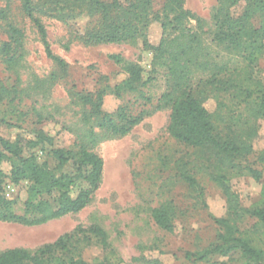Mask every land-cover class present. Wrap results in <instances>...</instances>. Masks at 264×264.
Listing matches in <instances>:
<instances>
[{
	"label": "rangeland",
	"instance_id": "obj_1",
	"mask_svg": "<svg viewBox=\"0 0 264 264\" xmlns=\"http://www.w3.org/2000/svg\"><path fill=\"white\" fill-rule=\"evenodd\" d=\"M219 1L186 0L188 14L181 28L175 32L168 29L164 36L161 23L151 22L145 40L156 47L164 37L160 53L145 48L142 39L87 46L78 39L85 19L64 23L51 15L40 16L53 54L66 64L63 73L46 57L19 0H0V49L8 41L7 24L22 32L20 43L11 46L12 63H5L0 53V138L31 140L43 132L52 143L44 144L42 152L39 147L33 151L23 148V156L34 152L39 161L47 160L50 168L55 162L47 156L48 151L57 148L83 147L103 161L99 187L81 211L37 226L0 219V253L20 248L32 254L61 237H71L66 249L55 254L60 263L73 259L87 264H264V224L246 212L264 210V163L257 160L264 148V119L252 117L245 103L233 98L234 89L216 92L210 86L203 87L207 78L219 73V78L237 87L252 91L261 88L264 92V39L252 65L241 53L217 43L214 16ZM164 2L152 0L153 12L161 16ZM244 7L242 0L231 14L240 15ZM112 57H120L122 62L116 63ZM174 58V67L186 74L179 87H175L169 69ZM129 65L141 70V80L135 90L122 89L115 94L114 87L129 78ZM182 89L192 90L203 99V107L216 115L220 124V118L229 121L234 116L236 127L243 128L248 121L256 131L254 153L237 163L260 171L261 179L254 180L245 171L227 170L228 185L235 195L230 202L207 171L194 167L193 150L167 132L170 104L166 96L170 93L175 97ZM100 91H104L98 103L101 115L75 96L88 94L97 103ZM119 112L127 117L143 113L144 118L124 136L98 126L103 114L116 115L119 123ZM2 168L7 171L8 165ZM75 169L71 163L62 171L69 174ZM183 171L194 176L197 188L180 177ZM29 185L25 181L18 185L6 181L3 185L1 195L13 203V214L23 216L27 202L46 201L52 208L56 206L58 192L31 197ZM85 187L84 182H78L69 195L75 197ZM161 205H169L174 211L171 232L160 229L151 218V210ZM216 219L227 220L236 237L259 251L258 258L239 251L224 256L211 254L203 261L187 256L220 242L219 235L227 228ZM93 227L104 233V239L91 231Z\"/></svg>",
	"mask_w": 264,
	"mask_h": 264
},
{
	"label": "trees",
	"instance_id": "obj_2",
	"mask_svg": "<svg viewBox=\"0 0 264 264\" xmlns=\"http://www.w3.org/2000/svg\"><path fill=\"white\" fill-rule=\"evenodd\" d=\"M242 0H220L219 7L214 16L216 33L214 39L223 44L229 50L241 53L244 60L252 65L263 49L264 39V0H244L245 7L240 15L231 14V9ZM23 15L35 28L44 53L58 69L65 73L66 64L55 56L50 48L47 31L41 21L42 16L51 15L54 19L67 23L79 18L86 20L83 32L78 39L84 45L94 46L102 44H116L125 41L142 39L145 48L155 53L162 52L164 37L158 46H151L145 40V31L153 21L161 23L163 36L170 29L175 32L181 28L182 21L188 12L184 9L186 0H165L162 15L152 10V0H19ZM41 16V17H40ZM7 42L2 43L1 55L4 62H13L10 54L12 44L20 43L22 32L14 28L12 24L5 27ZM116 63H121L120 57H112ZM170 63L171 77L176 81L175 87L182 86L181 81L185 79L183 71L174 67L176 59ZM129 78L121 85L114 87L113 92L119 94L124 89L133 91L136 84L141 80V70L136 66L129 65L126 68ZM219 73L207 78L203 87L210 86L216 92H227L234 89L233 98L244 102L251 111L254 118L264 119V92L260 88L256 97V91L237 87L234 83L224 78H219ZM103 92H98L96 101L92 96L76 93L80 102L91 105L96 115H101L99 104ZM166 98L170 104L169 123L167 132L169 136L185 147L193 150L194 167H199L208 172L211 180L222 190L223 194L230 199L235 195L231 193L228 185L227 170L245 171L254 180H260L262 173L250 166L237 163L246 159L254 153L253 141L256 131L251 123L244 122L243 128L236 127L235 117H229V121L220 118L217 122L216 115L209 113L202 105V100L192 90L182 89L178 95L172 97L169 93ZM222 103H219V106ZM116 115L103 114L98 126L106 131L117 135H126L134 126L138 125L144 118V114L137 116H126L124 112L117 114L120 122L115 120ZM231 116V114H230ZM227 121V122H226ZM241 128V129H240ZM53 139L43 132H37L31 140L17 139L15 142L0 138V219L10 221L24 226H37L47 221L59 219L68 214H75L84 209L90 202L92 195L99 187L103 172V161L95 153L80 147L73 149H51L47 156L55 162L50 168L47 160L39 161L37 155L32 152L29 156H23V148L33 151L39 147L43 151L44 144H51ZM258 162L264 163V148L259 152ZM71 163L76 166L74 173L63 172L62 169ZM3 164L8 165L4 171ZM190 164V163H189ZM182 167V166H181ZM180 177L192 188L198 187V182L189 173L181 172ZM18 185L21 181L28 182L31 197L48 194L52 191L58 192L56 206L52 208L46 201L34 204L27 202L26 211L23 216L12 213V202L1 195L5 182ZM78 182H84L85 188L79 189L75 197L69 193ZM251 217L264 224V210L255 208L246 211ZM174 211L169 205H161L151 210V218L160 229L171 232ZM219 225H225L227 231L219 235L220 242L207 248L201 253L189 254L197 261L206 260L211 254L221 256L233 251H239L243 256L258 258L259 251L253 249L248 241L240 236H235L233 230L229 229L227 220L216 219ZM91 231L96 236L104 239V233L93 227ZM71 237H61L51 244L39 247L32 254L27 250L14 248L0 253V264H53L59 261L55 257L57 251L66 249L67 242ZM104 242V241H103ZM57 264H87L81 260L70 259L68 262H57Z\"/></svg>",
	"mask_w": 264,
	"mask_h": 264
},
{
	"label": "built area",
	"instance_id": "obj_3",
	"mask_svg": "<svg viewBox=\"0 0 264 264\" xmlns=\"http://www.w3.org/2000/svg\"><path fill=\"white\" fill-rule=\"evenodd\" d=\"M7 187H8V189L10 188L9 186H7ZM5 195L8 196V193L6 192Z\"/></svg>",
	"mask_w": 264,
	"mask_h": 264
}]
</instances>
